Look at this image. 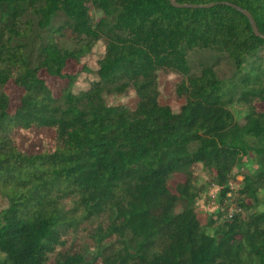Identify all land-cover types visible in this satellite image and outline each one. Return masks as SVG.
Here are the masks:
<instances>
[{
    "label": "trees",
    "instance_id": "trees-1",
    "mask_svg": "<svg viewBox=\"0 0 264 264\" xmlns=\"http://www.w3.org/2000/svg\"><path fill=\"white\" fill-rule=\"evenodd\" d=\"M262 37L264 0H0V264H86L75 231L99 264H264V200L245 220L222 210L230 192L257 200L264 181ZM98 41L90 71L82 58ZM200 51L226 56L228 82L210 62L193 71ZM160 71L181 76L177 112L158 101ZM129 90L133 109L106 103ZM197 167L216 190L206 222ZM241 168L252 175L237 180Z\"/></svg>",
    "mask_w": 264,
    "mask_h": 264
},
{
    "label": "rangeland",
    "instance_id": "rangeland-1",
    "mask_svg": "<svg viewBox=\"0 0 264 264\" xmlns=\"http://www.w3.org/2000/svg\"><path fill=\"white\" fill-rule=\"evenodd\" d=\"M89 7V15L93 22H96L102 17L100 11L95 9L92 4H88ZM64 45L68 47H73V43L69 41H65ZM104 52V43L102 41H98L96 45L93 47L90 54L86 55L82 58V62L85 63L90 71H94L96 69V61L99 59L100 55ZM259 56L263 59L264 65V47L260 51ZM188 61L191 65V68L194 72H198L200 68V63L202 62H210L213 63L216 73L218 74L219 78L223 80V82H228L233 74V69L224 54L217 53V52H209V51H200V52H188ZM80 69V66H75L73 63L68 64L67 72L72 73ZM83 78L91 79L92 75H85L83 74L81 79L75 85L74 89L79 90L85 88L86 84ZM181 81V76L176 73H165V72H158V101L161 105L169 106L173 112L179 111L180 107L184 104V99L180 98L175 93L176 85ZM5 93L8 94L11 100V106H14L16 103L17 96L19 91L11 84H8L4 87ZM106 103L108 105H118L123 104L130 109L135 107L137 98L135 96L134 91L129 90L123 95H106L105 96ZM257 107L264 111V104H257ZM232 112L235 114V110L231 109ZM239 123H242V120H239ZM251 158V161H256V158ZM249 165V164H248ZM247 165V166H248ZM252 175L251 172L248 171L246 168H241L240 175L237 176V180L242 181L244 176ZM213 173L209 170H204L200 167L195 168L192 181L195 184H201L203 186V190L206 189V186L209 187L207 190V194L204 197L202 202L198 201L195 202L193 205L196 209V213L198 217L203 221L206 222L210 217L212 211H214L218 206L216 205L215 195V186H211L214 183L212 180ZM185 181V175L183 174H175L168 180V185L172 191L174 187L178 183H183ZM254 188H255V196L256 198H246L245 195H239L235 192H230L226 195L223 200V207L222 210H227L234 213L237 208L242 210L238 206L239 203L243 202V204L247 205L240 213L241 219L245 220L250 213V209L253 211L257 208V204L260 201L264 200V181L259 182L258 180L254 181ZM187 206V201L179 200L174 208V212L178 213L182 211ZM250 206V209H247ZM6 207V203H0V210ZM216 222L215 224H217ZM214 224V225H215ZM214 231V226L208 230V233L212 234ZM70 242L74 243L75 245L79 246L81 253L85 256L86 264H99V260L97 259V251L93 245H91L90 240L86 237L84 232H72L70 234ZM97 259V261H96Z\"/></svg>",
    "mask_w": 264,
    "mask_h": 264
},
{
    "label": "water",
    "instance_id": "water-1",
    "mask_svg": "<svg viewBox=\"0 0 264 264\" xmlns=\"http://www.w3.org/2000/svg\"><path fill=\"white\" fill-rule=\"evenodd\" d=\"M172 4L174 5V6H176V4L172 1ZM247 19H248V21H249V24H250V26H251V28H252V31H253V33H254V35L255 36H260L261 37V35L258 33V31L256 30V28H255V26H254V24H253V21H252V19H251V15L249 14V12H247V11H244V10H242V11H240ZM263 39H264V37H262Z\"/></svg>",
    "mask_w": 264,
    "mask_h": 264
},
{
    "label": "built area",
    "instance_id": "built-area-1",
    "mask_svg": "<svg viewBox=\"0 0 264 264\" xmlns=\"http://www.w3.org/2000/svg\"><path fill=\"white\" fill-rule=\"evenodd\" d=\"M235 212H241V210L239 209V208H237L236 210H235ZM227 217H231L232 215H233V212H232V210H230V211H227V214H225Z\"/></svg>",
    "mask_w": 264,
    "mask_h": 264
}]
</instances>
